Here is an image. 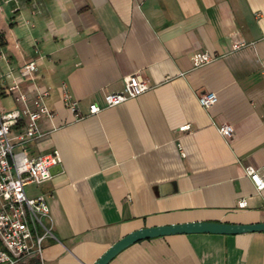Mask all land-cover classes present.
<instances>
[{
    "label": "crops",
    "instance_id": "0c3cea01",
    "mask_svg": "<svg viewBox=\"0 0 264 264\" xmlns=\"http://www.w3.org/2000/svg\"><path fill=\"white\" fill-rule=\"evenodd\" d=\"M233 42L244 47L231 51ZM0 53V99L12 103L1 110L17 107L5 93L13 81L27 106L34 87L48 91L51 117L24 145L28 157L60 160L23 189L43 198L51 220L43 264H93L143 228L264 224V189L243 172H264V0H0ZM196 53L213 59L191 68ZM29 61L33 82L17 75ZM127 76L149 89L105 108L103 96ZM61 84L81 119L62 105ZM202 93L214 105L200 108ZM91 104L100 111L88 115ZM106 264H264V232L142 240Z\"/></svg>",
    "mask_w": 264,
    "mask_h": 264
},
{
    "label": "built area",
    "instance_id": "2783aa9c",
    "mask_svg": "<svg viewBox=\"0 0 264 264\" xmlns=\"http://www.w3.org/2000/svg\"><path fill=\"white\" fill-rule=\"evenodd\" d=\"M242 47H244L242 42L230 44L231 51ZM212 59L206 53L193 54L190 58L191 68L204 66ZM259 72L264 75V64L260 66ZM35 74L36 67L32 61L24 63L17 69L18 77L28 82H33ZM148 89L146 80L138 76L124 77L120 92L103 96V106L105 108L118 106ZM5 93L12 96L17 107L9 111L0 109V264H43L41 260L43 241L54 239L51 233V220L43 198L41 196L27 198L23 189L28 185L38 186L48 180L50 169L57 166L60 160L55 152L28 157L24 152V145L40 136L39 119L51 117L44 104L48 91L34 87L29 106L26 105V97L17 82H11L5 88ZM60 99L74 120L81 119L76 111L75 101L68 95L63 84L60 85ZM196 102L200 108L207 109L214 105L216 97L213 93H202L196 96ZM99 111L100 108L95 104L87 108L88 115H94ZM19 123L21 131L11 135L12 127ZM187 129V126L178 128L179 131ZM216 130L223 138L229 139L231 136L232 131L227 124H220ZM243 172L255 192L264 189V172L250 166L244 167Z\"/></svg>",
    "mask_w": 264,
    "mask_h": 264
},
{
    "label": "water",
    "instance_id": "95a60500",
    "mask_svg": "<svg viewBox=\"0 0 264 264\" xmlns=\"http://www.w3.org/2000/svg\"><path fill=\"white\" fill-rule=\"evenodd\" d=\"M59 170V166L50 169V175ZM264 232V224L249 226L228 225L216 222H194L181 225L159 226L143 228L120 238L112 244L93 264H106L121 250L129 245L153 238L166 237L172 235L188 234H212V235H236L242 233Z\"/></svg>",
    "mask_w": 264,
    "mask_h": 264
},
{
    "label": "rangeland",
    "instance_id": "374dc122",
    "mask_svg": "<svg viewBox=\"0 0 264 264\" xmlns=\"http://www.w3.org/2000/svg\"><path fill=\"white\" fill-rule=\"evenodd\" d=\"M11 101L9 98L0 99V106L4 109H7L11 106ZM24 261V260H23Z\"/></svg>",
    "mask_w": 264,
    "mask_h": 264
}]
</instances>
